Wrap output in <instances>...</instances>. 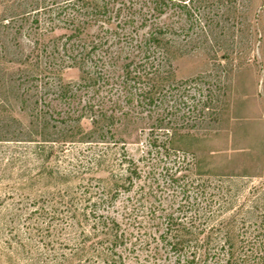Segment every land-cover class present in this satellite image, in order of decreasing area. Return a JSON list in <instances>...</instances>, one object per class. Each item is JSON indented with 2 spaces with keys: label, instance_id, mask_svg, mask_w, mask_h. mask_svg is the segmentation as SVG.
<instances>
[{
  "label": "rangeland",
  "instance_id": "374dc122",
  "mask_svg": "<svg viewBox=\"0 0 264 264\" xmlns=\"http://www.w3.org/2000/svg\"><path fill=\"white\" fill-rule=\"evenodd\" d=\"M185 3L180 22L174 8L161 18L182 28L163 83L193 79L183 85L185 95L203 113L201 123L188 119V135L172 139L169 158L155 149L150 153L146 135L124 146L120 134L113 141L96 135L79 140L90 130V119L83 118L80 128L60 122L66 108L52 94L58 77L40 81L35 66L12 62L33 48L28 25L14 41L0 37V264H149L157 245L153 237L163 231L161 210L175 195L176 183L168 176L175 171V177L188 175L194 186L201 185L206 198L196 224L202 252L211 248L208 264L226 241L234 249L245 240L264 245V0ZM59 75L73 85L80 72L68 68ZM37 87L43 96L37 105L34 99L27 104L43 109L47 126L38 128L40 136L29 134L32 119L23 101L25 91ZM122 131L119 127L117 133ZM129 162L141 168L142 177L153 168L151 213L129 215L123 209L125 194L109 208L95 206L103 193L124 182ZM102 214L114 218L130 241L146 236L150 250L109 245ZM115 249L120 259L102 258ZM166 254L159 251L158 264L173 262Z\"/></svg>",
  "mask_w": 264,
  "mask_h": 264
},
{
  "label": "trees",
  "instance_id": "16d2710c",
  "mask_svg": "<svg viewBox=\"0 0 264 264\" xmlns=\"http://www.w3.org/2000/svg\"><path fill=\"white\" fill-rule=\"evenodd\" d=\"M170 8H174L173 14L180 22L187 3L185 0H0V37L12 36L14 41L28 25L33 48L24 59L21 56L12 62L35 66L40 81L58 77L53 82L52 94L66 108L65 118L60 122L80 128L83 118L90 119V130L79 140L96 135L94 138L98 140L109 136L113 141L120 134L124 146L128 140L137 141L146 135L150 153L155 149L157 155L169 158L174 153L170 146L172 139L188 135V119L201 123L199 116L203 113L197 103L189 105L185 95L183 85L193 79L163 83L171 74L169 52L175 40L182 36L180 26L161 21ZM68 68L78 69V83L61 82L59 74ZM42 96V90L37 87L26 90L23 101L26 107L32 99L37 105ZM42 113L43 109L31 105L30 135L40 136L38 128L47 126ZM119 127L123 131L117 133ZM129 165L124 182L103 193L95 206L109 208L125 194L123 209L129 215L140 210L151 213L153 168L142 177L138 165L132 162ZM175 174L176 171L168 175L170 182L176 183L175 195L161 210L165 214L158 220L163 231L158 238L153 237L157 245L147 261L158 264L155 257L164 249L167 257L173 258L171 264H208L206 257L211 248L202 252L204 247L198 240L202 230L196 224L203 215V206L207 205L206 198L199 191L201 185L194 186L188 175L175 177ZM136 182L140 183L131 196ZM101 226L105 228L109 245L150 248L146 236L130 241V234L119 232V223L110 216L102 214ZM114 255L122 257L115 249L104 253L102 258L114 263ZM213 256L212 264H264V245L245 240L234 249L226 241L220 247V254Z\"/></svg>",
  "mask_w": 264,
  "mask_h": 264
}]
</instances>
